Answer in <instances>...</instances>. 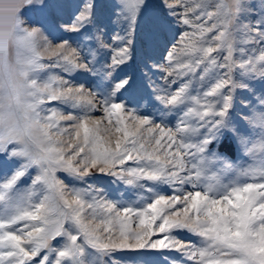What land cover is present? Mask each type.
<instances>
[{"label": "rangeland", "instance_id": "374dc122", "mask_svg": "<svg viewBox=\"0 0 264 264\" xmlns=\"http://www.w3.org/2000/svg\"><path fill=\"white\" fill-rule=\"evenodd\" d=\"M0 264H264V0H0Z\"/></svg>", "mask_w": 264, "mask_h": 264}]
</instances>
